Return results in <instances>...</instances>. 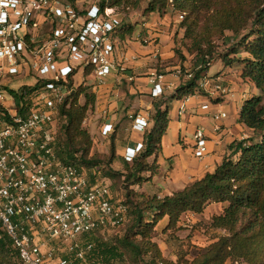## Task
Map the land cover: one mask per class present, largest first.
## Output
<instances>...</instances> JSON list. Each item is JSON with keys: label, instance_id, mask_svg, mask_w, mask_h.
<instances>
[{"label": "built area", "instance_id": "1", "mask_svg": "<svg viewBox=\"0 0 264 264\" xmlns=\"http://www.w3.org/2000/svg\"><path fill=\"white\" fill-rule=\"evenodd\" d=\"M102 1L0 0V229L17 249L19 264H101L93 258L95 243L88 235L126 219L128 206L113 199L108 185L91 181L86 170L57 153L58 131L66 122L61 106L78 84L77 76L93 74L103 84L140 58L116 36L121 18L113 6L102 7ZM157 37L139 31L134 41L152 44L157 58ZM26 72L37 77L34 84L8 88L3 82L5 74ZM179 72L177 68L174 74ZM165 75L152 69L151 96L165 92ZM70 76L75 78L72 85ZM127 77L133 80L134 74ZM217 80L205 77L199 87L228 93L230 88ZM27 85L31 88L24 89ZM15 91L22 97L17 99ZM193 95L180 98V113ZM225 116L223 111L213 114L216 121ZM148 124L147 117L136 115L132 127L143 132ZM214 128L219 130L220 124ZM113 131L111 122L102 124V135ZM209 140L206 128L197 126L193 155H208ZM143 148V141L126 147L124 158L133 161Z\"/></svg>", "mask_w": 264, "mask_h": 264}, {"label": "trees", "instance_id": "2", "mask_svg": "<svg viewBox=\"0 0 264 264\" xmlns=\"http://www.w3.org/2000/svg\"><path fill=\"white\" fill-rule=\"evenodd\" d=\"M122 2L103 0L101 6ZM169 7L182 12L180 26L184 27V38H195V46L189 47V51H197L194 74L183 80L169 98L180 99L202 91L199 80L208 71L210 59L216 56L213 38L225 37L226 31H230L235 42L221 55L224 66L241 62L240 75L260 91L246 98L239 111L238 120L251 129V134L232 141L229 153L215 170L206 172L183 188L164 195L144 193L142 201H130L134 205L130 212L132 225L127 234L114 243L97 238L98 230L88 235L95 243L93 258L108 264L129 252L136 260L149 255L151 259L146 264H180L167 259L154 240L158 222L167 218L164 229L176 227L182 214L199 213L212 203H220L222 210L212 216L210 226L224 230V233L207 247L200 248L190 264H225L230 260L264 264V0H149L145 10L166 12ZM134 30L133 25L123 24L121 20L116 36L129 43L130 40L124 38ZM155 40L160 42V37ZM230 53L237 56L229 57ZM74 81L73 76L68 78L69 85ZM30 88L24 86V89ZM15 95L17 99L22 97L16 91ZM81 95L85 97L83 103L79 101ZM70 97L61 106L66 122L58 131L57 153L62 161L74 163L86 171L90 169L93 173L91 181H96L97 177H104L105 166H110L116 159V134L110 135L107 159H99L92 152L93 137L82 125L89 105L94 107L96 94L89 85L81 82ZM169 110L166 99L154 101L152 125L143 134L144 148L133 161L124 159L123 162L126 179L131 183H141L154 176L155 167L159 165L151 157L160 149L169 122ZM144 172L150 174L144 175ZM17 252L9 235L0 229V263L13 264Z\"/></svg>", "mask_w": 264, "mask_h": 264}, {"label": "crops", "instance_id": "3", "mask_svg": "<svg viewBox=\"0 0 264 264\" xmlns=\"http://www.w3.org/2000/svg\"><path fill=\"white\" fill-rule=\"evenodd\" d=\"M150 36L157 35L160 37V55L156 58L153 53L152 44H140L138 41H130L127 51L129 53H137L140 58L130 60L128 70L125 73H112L103 84H100L97 77L93 74L80 77V83L89 85L91 91L96 94L94 103V112L97 118H101L104 122H111L114 125L116 134V159L115 163L124 162V152L126 147H134L137 142L143 141L145 130L137 131L133 129L132 124L134 117L140 115L147 117L149 124L152 125L151 115L154 110V101L166 99L169 103V122L165 133L162 136L161 146L156 153L159 173L167 171L169 177L166 181H160L159 186L166 185L167 193L173 190L183 188L186 184L195 179H199L208 171L215 170L216 166L222 161L223 157L229 153V144L235 139H241L250 134L251 129L238 120L239 111L243 101L248 98L250 93H258V88L248 80L249 83L242 85L240 83L228 81L230 90L224 96L226 99L218 100L216 92L210 89L208 95L195 93L186 106L184 113L179 112L181 99H170L167 94H171L176 88L182 84L183 78L175 75V71L166 69V83L168 87L159 97L151 96L152 85L149 82L150 72L153 68L165 65L170 56L171 45L173 40L168 33L166 27H148L146 30ZM178 65L172 67L177 69ZM212 65L209 67L208 76L220 72H213ZM222 72L217 78H229L226 75L231 72L230 66H222ZM134 74L133 80L127 77V74ZM242 77V76H241ZM214 81L213 78H210ZM248 85V87H246ZM229 102V108H224L223 103ZM207 103V108L202 105ZM229 109V110H228ZM217 111L226 113L218 121L213 118V114ZM220 124V129L215 130L214 125ZM101 124V126H102ZM101 126L90 130L93 137L92 152H109L110 133L107 136L101 134ZM197 126H204L210 136L209 153L205 157L198 158L191 151L192 133ZM163 180V179H162ZM112 194V193H111ZM113 196V194H112ZM114 199V198H113ZM115 200V199H114ZM220 204V203H219Z\"/></svg>", "mask_w": 264, "mask_h": 264}, {"label": "rangeland", "instance_id": "4", "mask_svg": "<svg viewBox=\"0 0 264 264\" xmlns=\"http://www.w3.org/2000/svg\"><path fill=\"white\" fill-rule=\"evenodd\" d=\"M149 0H123L121 4H117L114 7L115 12L118 17L121 18L123 24H130L134 27V32L131 35H126L124 40L134 41L135 37L139 31L142 34H147L146 30L148 27H166L168 33L171 36V40H173V44L171 45L170 56L167 61H165V65H159L158 69L165 72L166 69H171V71H175L172 69L173 66L178 65V69L180 70V76L186 80L192 77L194 74V63L197 58V51L191 52L189 51V47H194V39L184 38V27L180 26V21L183 19L181 17L182 12L174 10L173 7H169L166 12H148L146 11V7ZM81 5V4H80ZM215 44V53L216 56L210 59V66L212 65V71L217 72L220 69V72L213 74L212 76H208L207 71H205L200 78L199 82L203 80V78H213L214 80L221 83L222 86H228V81L232 80L235 84L245 85L249 83L247 79L241 77L240 75V65L241 62L235 61L230 68H232L231 72L226 75H230L229 78H217L222 72V66H224V62L221 58V55L228 52L230 45L235 42L233 38V34L230 31H226L225 37H214ZM177 51V52H176ZM243 53H241L242 55ZM239 55V54H238ZM237 56L235 53H230L229 57ZM187 73H191V77L186 76ZM80 76L78 75L76 78L77 83H80ZM37 81V77L34 74L24 73L22 75H9L5 74L3 82L8 88H18L23 84H34ZM229 81V82H230ZM248 87V85L246 86ZM249 87L252 85L249 83ZM230 88V87H229ZM252 95L254 93H250ZM260 92L259 89L257 90ZM6 99L5 102L7 104L11 103V97L8 95V91L4 90ZM173 93V92H172ZM255 93V94H258ZM198 94L208 95L209 90L202 89V91ZM226 93H219L217 96L218 100L226 99L224 96ZM170 96L171 94H167ZM85 97L83 95L80 96L79 101L84 102ZM165 100V99H163ZM224 108H229V102L223 103ZM230 109V108H229ZM228 109V110H229ZM153 112V109H152ZM94 112V107L89 105V109L87 110L85 119L83 120V127L86 129L94 130V128L101 126L102 120L101 118H97ZM152 115V113H150ZM151 117V116H150ZM151 120V119H150ZM251 134V132H250ZM248 134V135H250ZM246 135V136H248ZM245 136V137H246ZM110 137V136H109ZM110 149V143H109ZM98 156L99 159H107L109 152H93ZM151 159V158H150ZM158 167H155V174L159 173ZM87 174L89 179L92 178V171L87 170ZM144 175H149V172H144ZM154 174V175H155ZM104 177H97V180L105 183L111 190L113 194V198L118 202H123L128 206V211L126 214V219L120 225L117 226H107L100 231L98 230L96 233L97 238L101 239V241H106L107 243L117 242L119 238L128 233L130 226L132 225V215L130 214L133 209V203L138 201H142V194L145 193L148 195H164L167 194L166 189L167 186L162 184L159 186L160 181H166V177H169L167 171H162L161 174L155 176V178L151 177L148 180H144L141 183H131L126 179V169L122 163L113 162L110 166H105L103 170ZM91 176V178H90ZM163 179V180H162ZM174 191V190H173ZM223 205L219 203H212L208 205L202 212H186L182 214L180 221L178 222L176 227H172L169 229L165 228L166 219L164 218L160 220L156 226V232L154 234V240L157 241L159 247L163 253V255L170 260L179 261L180 264H190L197 252L200 248L207 247L214 241H216L224 230L213 228L210 226V221L213 215L221 212ZM149 255H144L143 258L135 259L131 256L129 252H125L124 257L115 258L111 260L108 264H146L147 261H150ZM0 264H10L8 262L0 263ZM13 264H19L18 259L16 257L13 258ZM225 264H247L244 261H228Z\"/></svg>", "mask_w": 264, "mask_h": 264}]
</instances>
